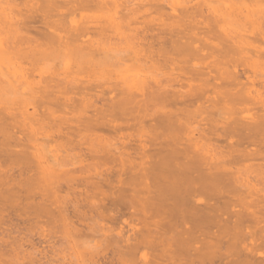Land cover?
<instances>
[{
    "label": "bare ground",
    "instance_id": "6f19581e",
    "mask_svg": "<svg viewBox=\"0 0 264 264\" xmlns=\"http://www.w3.org/2000/svg\"><path fill=\"white\" fill-rule=\"evenodd\" d=\"M18 1L0 264H65L62 241L71 264H264V0Z\"/></svg>",
    "mask_w": 264,
    "mask_h": 264
},
{
    "label": "rangeland",
    "instance_id": "374dc122",
    "mask_svg": "<svg viewBox=\"0 0 264 264\" xmlns=\"http://www.w3.org/2000/svg\"><path fill=\"white\" fill-rule=\"evenodd\" d=\"M18 1V0H17ZM193 1H195V0H193ZM18 3H19V1H18ZM166 11V10H165ZM89 13H85V14H89V19H90V15H91V11H88ZM95 13V10H93L92 11V13ZM167 12H168V10H167ZM82 13V12H81ZM97 13V12H96ZM95 13V14H96ZM76 14L77 13H75V17H74V15H72L71 16V19H74L75 20V18L76 17H80V13H78L77 14V16H76ZM85 14H83V16L85 15ZM87 15H86V17H87ZM93 15V14H92ZM91 15V16H92ZM99 16L100 14L99 13H97L95 16ZM94 16V15H93ZM92 16V17H93ZM97 16V17H98ZM74 17V18H73ZM76 18V19H78V20H80V18H82V17H80V18ZM91 17V18H92ZM155 17V16H154ZM24 17H22V19H23ZM85 18V17H84ZM95 18V17H94ZM25 19V18H24ZM23 19V20H24ZM88 19V20H89ZM86 20V19H85ZM26 22H28L27 21V18H26ZM27 26H28V28H30V31H29V33L31 32V36H34V37H38V35H37V31H39V30H43L44 28H43V26L40 24V22H39V19H38V17L36 18V17H34V18H32V19H30L29 20V22L27 23ZM261 45H263V44H261ZM31 111V110H30ZM127 130H125V132H126ZM129 131H134V130H129ZM124 132V133H125ZM55 132H53V134H54ZM128 134H132V132H127ZM127 133H125V134H127ZM136 133V132H135ZM52 134V135H53ZM55 135H56V133H55ZM55 135H53V136H55ZM132 135H134V134H132ZM53 145V144H52ZM63 193H61V195H62ZM68 197H70V198H72V195L70 196H68ZM69 198V199H70ZM103 222H105V221H103ZM108 225V224H107ZM39 226V225H38ZM79 226V228L81 227L80 225H78ZM40 227V226H39ZM36 228H38V227H36ZM45 228V230H47L46 229V227H44ZM32 230V229H31ZM35 230V231H34ZM34 232H32V231H30L31 232V235L33 236H31L30 235V233H27L28 234V236L30 237H32V240H33V243H36V242H38V240H41V242L44 240V241H46L45 239H43L42 237L41 238H39L40 236L38 235L39 234V230H36L35 228H34ZM39 231V232H38ZM37 233V234H36ZM45 233V232H44ZM59 234V235H58ZM57 235V237L54 235V237H53V241H54V239L55 238H57V239H55V241L54 242H58L59 240H60V233H57L56 234ZM62 235V234H61ZM59 236V237H58ZM31 237H30V239H31ZM98 237H96V239H97ZM43 239V240H42ZM43 241V242H44ZM50 241V240H49ZM48 241V242H49ZM52 241V240H51ZM63 242V241H62ZM62 242H58L57 244H54L55 245V247H54V251L53 252H55V250H56V256H50L51 254L49 253V250L51 251L53 248L50 246V245H52V243L50 242V245H47V244H45V243H41V244H36V245H34L35 246V248L37 247V251L39 250L40 252L42 251V253L39 255L37 252L35 253V254H38V255H35V256H38V258H40L41 259V261L43 260V262L46 260V258H49V259H51L50 257H52V259L54 258V260H59L58 262H62V263H65V264H71V262L70 261H68V259H70L69 257H70V255L69 254H71V251L68 249V248H66L65 246H66V244L64 243V247L62 246L63 245V243ZM38 243H40V241L38 242ZM61 243H62V245H61ZM92 244L94 245V241L92 242ZM92 245V246H93ZM49 246L51 247V249H49ZM65 248V249H64ZM66 250V251H65ZM34 253V252H33ZM51 253H52V251H51ZM60 253V254H59ZM53 255V254H52ZM102 255V254H101ZM101 255L99 254V258L101 257ZM47 256H50V257H47ZM64 257V258H63ZM97 257V258H98ZM62 258L64 259L63 261H62ZM98 258V259H99ZM71 260V259H70ZM69 262V263H66V262ZM72 261H73V259H72Z\"/></svg>",
    "mask_w": 264,
    "mask_h": 264
}]
</instances>
